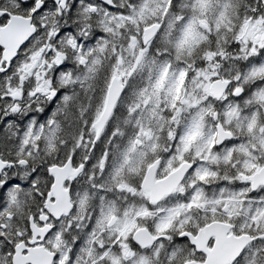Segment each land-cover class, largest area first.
I'll list each match as a JSON object with an SVG mask.
<instances>
[{
  "label": "snow or ice",
  "instance_id": "obj_1",
  "mask_svg": "<svg viewBox=\"0 0 264 264\" xmlns=\"http://www.w3.org/2000/svg\"><path fill=\"white\" fill-rule=\"evenodd\" d=\"M0 264H264V0H0Z\"/></svg>",
  "mask_w": 264,
  "mask_h": 264
}]
</instances>
